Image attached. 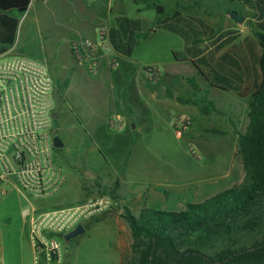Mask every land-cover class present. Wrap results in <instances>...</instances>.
<instances>
[{
    "label": "rangeland",
    "instance_id": "rangeland-1",
    "mask_svg": "<svg viewBox=\"0 0 264 264\" xmlns=\"http://www.w3.org/2000/svg\"><path fill=\"white\" fill-rule=\"evenodd\" d=\"M122 1L123 13L140 18L146 27L133 54L125 61L136 69L134 82L116 71L96 79L87 76L73 61L65 37L58 34L64 19L57 12L35 10L26 21L19 39L21 55L45 64L60 84L68 80L53 113L58 116L53 119V133L59 134L63 144L53 149V155L66 181L56 195L42 200L21 192L13 184H0V190L5 191L0 192V264H34L28 234L30 215L98 196L97 184L105 187L106 193L116 188L109 197L118 208L114 217L121 219L124 206L135 216L144 207L178 212L187 203H200L240 186L244 180L238 134L249 125V99H240L232 90H215L207 78L212 68L238 77L239 67L243 68L245 62L252 72L253 61L248 58L247 49L254 48L253 34L259 28L255 12L236 0ZM176 5H180L179 21L170 23L175 30H167L170 25L156 29L158 20L171 17ZM231 12L243 16V23L230 19ZM192 30L198 31L206 42V59L196 65L190 62L186 50L185 33ZM235 36L233 43L219 49L221 42ZM149 65L162 70L155 89L145 81H137L140 67ZM186 78H194L202 93L224 114L202 115L197 107L177 105L162 94L168 89L175 97H193L195 91ZM153 92L156 99L150 97ZM113 113L126 120L121 132H112L106 125ZM174 116L191 122L181 138L172 129ZM132 125L137 127L134 133ZM84 228V234L67 242L58 238L64 252L60 264H118L114 222L100 216ZM131 243L128 235L120 250L123 263L132 257Z\"/></svg>",
    "mask_w": 264,
    "mask_h": 264
},
{
    "label": "trees",
    "instance_id": "trees-1",
    "mask_svg": "<svg viewBox=\"0 0 264 264\" xmlns=\"http://www.w3.org/2000/svg\"><path fill=\"white\" fill-rule=\"evenodd\" d=\"M236 1L253 10L258 19L259 28L252 41L254 48L248 46L247 49L248 58L253 61L251 70L255 74L248 71L247 64L246 80L235 85L228 73L212 68L208 76L210 80H207L212 87L232 90L239 98L249 99V125L244 133L238 134V154L244 180L240 186L221 191L200 203H187L178 212L144 207L135 216L124 206L120 218L131 234L132 257L123 264H264V0ZM30 3L31 0H0V55L14 44L19 19ZM159 12L163 10L159 8ZM179 16L180 12L175 11L171 17L159 19L156 27L167 28L170 23L178 22ZM144 25L141 19L115 18L109 37L121 56L131 57L144 36ZM169 27L167 30H175L171 25ZM204 28L208 29V26L204 25ZM191 32L185 33L184 37L188 43L186 50L196 65L206 59L205 39L198 31ZM235 38L220 41L219 49L226 43H233ZM53 82L56 103L62 98V89L68 86V80L62 84L58 79ZM186 83L190 84L195 95L187 99L176 98L178 103L193 105L202 115L224 114L200 91L194 78H186ZM166 96L173 98L169 90H166ZM208 131L218 133L217 130ZM97 187L100 189L98 196H110L116 189L114 187L106 193L105 187L99 184ZM112 210L118 211L116 205Z\"/></svg>",
    "mask_w": 264,
    "mask_h": 264
},
{
    "label": "built area",
    "instance_id": "built-area-1",
    "mask_svg": "<svg viewBox=\"0 0 264 264\" xmlns=\"http://www.w3.org/2000/svg\"><path fill=\"white\" fill-rule=\"evenodd\" d=\"M74 62L86 75L98 78L121 66L122 56L114 49L109 29L98 28L94 39L75 37L70 43ZM0 55V184H13L21 192L42 200L53 197L64 186L66 176L53 155L54 82L45 64L28 57ZM148 85L157 84L162 70L157 65L140 67ZM106 125L121 132L125 118L110 114ZM177 138L187 132L188 118L174 116ZM3 194L4 190H0ZM116 205L109 196H95L72 206L33 212L29 218V239L34 264H60L64 257L58 238L78 225L103 216Z\"/></svg>",
    "mask_w": 264,
    "mask_h": 264
},
{
    "label": "crops",
    "instance_id": "crops-1",
    "mask_svg": "<svg viewBox=\"0 0 264 264\" xmlns=\"http://www.w3.org/2000/svg\"><path fill=\"white\" fill-rule=\"evenodd\" d=\"M122 0H31L29 7L24 15H22L18 22V27L15 34V41L12 46H10L4 53V56L10 57H25L21 55L19 52V39L21 37L22 31L24 30V26L26 24L27 19L29 16L38 10L40 12H51V13H58L59 16L64 19L62 24H60V28L58 29V34L65 37L63 40L66 42L68 46V50L70 52V43L71 41L77 37H86L94 39L97 36L98 28L104 26L108 29H111L115 26V18L119 16H127L124 12ZM177 6L175 7V11H178ZM173 12V13H174ZM172 13V14H173ZM75 17V20L74 18ZM129 17V16H127ZM132 19H140L136 17H129ZM68 20V21H67ZM155 26H157L155 24ZM155 28V27H153ZM157 29V27H156ZM206 43V42H205ZM203 43L204 45H206ZM71 55V53H70ZM72 57V56H71ZM29 58V57H28ZM73 59V58H72ZM129 58H125L122 56L120 71L117 70L115 73H119L122 76H130V79L133 81V75L136 73V69L133 68L131 65L129 66L125 61ZM74 61V60H73ZM192 63V60H190ZM76 64V63H75ZM77 65V64H76ZM47 67V66H46ZM239 76H234L233 73H229L228 75L231 76V79L234 83L246 80V71H247V63L245 62L244 67L240 65L239 67ZM49 71V70H48ZM50 73V72H49ZM52 79L53 75L50 73ZM88 76V75H87ZM139 83H143V76L139 74ZM160 82V81H159ZM159 82L156 85H150L149 88L155 89ZM212 87V86H211ZM213 89L217 90L218 88L212 87ZM168 90V89H166ZM166 90H163V95L166 96ZM219 90V89H218ZM202 92V90H200ZM226 91V90H225ZM228 91V90H227ZM172 93V91H170ZM143 94H146L143 90ZM149 94V93H148ZM146 94L148 97L149 95ZM173 94V93H172ZM152 99H156L158 97L155 96L154 92L151 93L150 96ZM155 97V98H154ZM168 98V97H167ZM176 98L173 94V98L171 100L176 101ZM183 98V97H182ZM170 99V98H169ZM186 99V98H184ZM242 99V98H240ZM212 101V100H211ZM177 102V101H176ZM162 103V102H159ZM165 102H163L164 104ZM180 104V103H179ZM177 102V105H179ZM185 105V104H181ZM219 109V108H217ZM220 110V109H219ZM222 111V110H221ZM134 126V125H132ZM137 131V127H132L131 132L134 133ZM103 217L110 218L114 222V230H115V237H116V249L118 251V264H123L122 257H121V248L125 246L126 239L128 235H131L128 231L126 225L123 223V220L115 218L114 216L108 217L107 215H103ZM92 221V220H91ZM91 221H89L91 223ZM85 233V232H84ZM28 234H29V225H28Z\"/></svg>",
    "mask_w": 264,
    "mask_h": 264
},
{
    "label": "water",
    "instance_id": "water-1",
    "mask_svg": "<svg viewBox=\"0 0 264 264\" xmlns=\"http://www.w3.org/2000/svg\"><path fill=\"white\" fill-rule=\"evenodd\" d=\"M228 16H229L230 19L235 21L237 24H242L243 21L245 20V18L243 16H239L236 13H233V12L229 13ZM57 117L58 116L56 114L53 115V119H56ZM132 127L134 128V126H132ZM62 145L63 144H62L61 139L59 138V136H57V135L54 136L53 137V147L55 149H59V148L62 147ZM116 213H117L116 210H112V211L108 212L106 215L108 217H112ZM84 232H85V228L82 225H78L74 230H72L68 234L64 235L63 236V240L67 242V241H69L72 238H75V237H77L79 235L84 234Z\"/></svg>",
    "mask_w": 264,
    "mask_h": 264
},
{
    "label": "flooded vegetation",
    "instance_id": "flooded-vegetation-1",
    "mask_svg": "<svg viewBox=\"0 0 264 264\" xmlns=\"http://www.w3.org/2000/svg\"><path fill=\"white\" fill-rule=\"evenodd\" d=\"M55 106H56V103H55ZM59 136V134H57L56 132L55 133H53V136ZM60 137V136H59Z\"/></svg>",
    "mask_w": 264,
    "mask_h": 264
}]
</instances>
